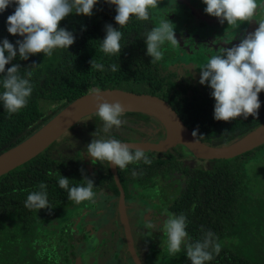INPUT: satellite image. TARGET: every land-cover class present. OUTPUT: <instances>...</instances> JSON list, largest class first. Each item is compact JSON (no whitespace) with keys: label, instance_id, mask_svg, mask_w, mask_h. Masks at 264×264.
<instances>
[{"label":"trees","instance_id":"16d2710c","mask_svg":"<svg viewBox=\"0 0 264 264\" xmlns=\"http://www.w3.org/2000/svg\"><path fill=\"white\" fill-rule=\"evenodd\" d=\"M16 7L13 3L0 13V41L7 39L14 45L23 37L9 35L6 21ZM149 11V20L141 21L132 17L125 26L119 28L114 19L115 6L105 0H98L90 17L73 13L60 22L59 26L72 32L75 38L68 49H55L51 57L41 53L31 55L28 60H20L17 56L6 65L5 74L13 64L20 65L18 74L21 76H25L28 71L32 72V93L27 105L16 113H8L0 102V155L31 137L75 100L96 90H120L162 99L192 134L196 132L195 137L208 147L229 146L264 123V91L259 93L261 106L256 117L241 116L228 122L217 121L214 119L215 100L212 98V90L206 84L188 81L185 78L186 72L178 74L174 71L176 68L171 66L173 59L166 47H162V60L151 62L145 45L146 36L154 27V11ZM106 25H111L122 33V50L119 55L105 54L101 49ZM91 60L102 63L104 70L91 68ZM33 64L37 67H31ZM112 64H117L119 70L111 71ZM2 75L4 74H0V93L4 90ZM126 117L156 122L152 117L135 112H123L121 119ZM79 123L81 124L71 130L79 128L95 131L97 136H110L103 131V122L97 115L87 117ZM114 129L115 127L112 130ZM159 130L158 137L162 139L165 133L163 134L160 124ZM58 140L34 159L0 177V255L16 253L11 247L13 243L16 244L12 233L26 236L22 232L39 224L42 211L50 214L45 217L47 223L50 221L49 217L55 216L57 211L59 214L74 206L76 202L68 198V191L59 187L60 175L70 180V187L81 184L85 176L94 180V191L102 186L98 184L95 172L77 175L80 171L78 155H62L60 148L56 149ZM181 148L178 147V150ZM261 151L264 152V145L231 160L210 161L212 168L209 170L183 168L180 171L183 156L177 149H173L165 154H156L155 160L149 157L151 163H142L137 171L132 165L126 172L136 182L133 188L146 187L156 175L163 176L173 165L177 174L187 176L181 194L189 197V203L182 196L176 202V210L180 212L192 209L210 213L223 205L226 206L223 208V215L228 212L232 216L237 212L241 218L247 211L251 212L257 218H251L253 220L248 223L244 222L247 217L239 219L241 223L238 225L240 233L237 235V242L233 243L231 237L234 233H230L229 227L220 234L214 233L221 244V251L206 264H264V228H259L260 224H264V171L261 172L264 168V155ZM100 167L101 174H106L108 178L101 181L108 182L110 190L118 194L108 165L100 163ZM250 176L256 177L260 182L256 193L249 189ZM124 181L128 184L123 185L124 190L128 192L130 179L124 178ZM41 183L47 185L45 191L50 209L37 211L26 208L27 196L33 191H39ZM204 235H193L195 239L189 241L195 243L202 240ZM20 244L22 245L18 247V251L24 245L23 242ZM169 259L173 264H190L184 251L173 257L169 253Z\"/></svg>","mask_w":264,"mask_h":264},{"label":"flooded vegetation","instance_id":"af4514ba","mask_svg":"<svg viewBox=\"0 0 264 264\" xmlns=\"http://www.w3.org/2000/svg\"><path fill=\"white\" fill-rule=\"evenodd\" d=\"M259 5L261 6L258 7L259 17L254 15L251 21L243 22L237 26L227 25L225 28L217 18L208 16L204 10L199 9L198 4H195V0H160L158 8L151 10L154 11V18L152 17L154 27L158 26L156 18L160 20L165 18L172 24L173 22H181L183 25L178 35L175 33V38L178 39L177 43L173 44L171 49L168 47L167 49L173 59L171 66L176 68L174 71L178 74L182 71L186 72L187 76L185 78L196 84L200 79L201 67L206 64L212 55L217 54L222 48L238 45L241 38L248 35L249 32L250 34L254 33L258 29L259 23L264 22V0ZM207 24L212 25L209 28L212 31L206 27ZM224 24H227V22L225 21ZM206 30L211 32L205 34ZM194 67L199 72L195 71ZM206 85L208 86V84ZM122 121L120 128H115L107 133L111 138L110 136L106 138L105 136L99 137L119 139L122 143L128 145H155L163 142L166 138V129L157 120L154 122L143 118L126 117ZM79 122L76 125L81 124ZM159 124L164 132L161 131L163 134L165 133L164 137L161 135L162 139L158 137ZM71 129L67 132L73 131ZM94 132L79 129L75 134L83 137L89 134L92 135ZM178 147L182 148L178 150ZM60 149H63L61 152L64 156L79 155L77 163L80 171L77 175L82 174L81 169H83V174H93L95 172L98 175V184L102 185L94 191L97 195L93 200L78 204V206L83 207L81 214H83L84 223L76 221L72 217V208L77 203L62 213L58 214L57 211L55 216L49 217L50 221L47 223H45V217L50 214L42 213V211L38 219L39 224H35L29 230L22 232V234L26 233V236L12 233L16 244L12 242L11 247L15 249L16 253L9 252L5 256L0 255V264H100V262H102L101 264H173V261L169 259L167 235L163 228L159 229L163 221L167 219V215L179 216L183 214L186 217L185 230L188 233V240L195 239L193 235L205 234L208 231L220 234L229 227L230 233H234V236L231 237L233 243L238 241L237 235L240 233L238 225L241 223L239 219L243 220L244 217H247L244 222L248 223V221L253 220L251 218H257L248 211L241 218L237 212L232 216L228 212L223 215V208L226 207L224 205L216 211L211 210L210 213L192 209L183 212L176 210V202L182 196H185L186 201L189 197L181 194L184 188L183 182L186 181L187 176L177 174L173 165L163 176L156 175L146 187L138 186L137 188H133L136 182L130 178V173L126 171L132 165L135 166L137 171L143 161L129 164L124 169L115 167L114 173L111 166L108 165L109 173L112 176L111 180L118 190V194H115L110 190L111 185L108 182L103 183L101 181L108 178L106 174H101L100 163L93 162L92 158L86 153L85 148H77L73 144L72 146H61ZM173 149H177L183 156L180 171H183V168L188 170L201 169L190 165L192 158H196L181 145H176L160 153L154 151L144 152L148 158L151 157L155 160L157 158L156 154H165ZM86 166L90 167V171H86ZM263 171L264 168L261 172ZM124 178L130 179L129 184L131 185L128 187L130 188L128 192H125L123 187V185H128ZM119 186L122 189V195ZM60 218L64 220L62 225L58 222ZM153 223H156L159 230L149 226ZM259 228L263 229L264 224H260ZM22 242L24 245L18 251V247L22 245L20 244ZM99 246L101 251L98 253L95 249ZM146 247H148V250H145ZM181 252H183V249ZM112 255L113 258L111 259ZM171 256L173 257V255ZM107 260H110V262Z\"/></svg>","mask_w":264,"mask_h":264},{"label":"clouds","instance_id":"9594fccd","mask_svg":"<svg viewBox=\"0 0 264 264\" xmlns=\"http://www.w3.org/2000/svg\"><path fill=\"white\" fill-rule=\"evenodd\" d=\"M98 0H0V13L11 4L17 7L7 18V32L12 36L23 37L15 45L7 39L0 41V74L3 92L0 93V102L8 113H16L23 109L32 93L30 78L32 72L25 76L19 75L20 65L13 64L7 69L5 66L19 57L28 60L31 55L43 54L51 57L55 49H68L74 43L72 32L61 28L60 22L70 14L90 17ZM114 5L115 23L125 26L132 17L147 21L150 19V9H157L160 0H105ZM206 5L204 11L208 16L215 17L221 24L225 21L228 26H237L251 21L258 7L257 0H202ZM105 37L101 49L105 54L119 55L121 52L122 33L111 25L105 26ZM170 42L176 44L174 25L163 18L158 26L147 34L145 45L146 54L155 63L163 58L162 46ZM91 68L104 70L102 63L90 61ZM31 67H37L33 64ZM110 70H119L117 64H112ZM207 82L215 100L214 119L228 122L243 116L256 117L260 108L259 93L264 91V22L259 23L258 29L240 39L238 45L222 48L212 55L200 69L199 83ZM96 115L103 122V131L110 133L120 128L123 121V106L119 102L109 103L103 99L102 93L96 90ZM85 149L93 162L106 163L119 169L129 164L143 161L151 163L145 152L133 150L128 144L119 139H97L96 133ZM196 132H193V136ZM83 174V169H81ZM78 186L70 187V180L62 177L58 180L59 187L68 191V198L77 204L91 201L97 195L94 192V180L86 176ZM47 185L41 183L39 191H33L27 196L25 207L29 209H50L48 204ZM161 228L167 235L168 252L175 256L182 249L190 264H206L214 255L221 251V244L214 233L208 231L200 241L191 243L186 232V217L167 215ZM157 229L156 223L149 225Z\"/></svg>","mask_w":264,"mask_h":264},{"label":"water","instance_id":"95a60500","mask_svg":"<svg viewBox=\"0 0 264 264\" xmlns=\"http://www.w3.org/2000/svg\"><path fill=\"white\" fill-rule=\"evenodd\" d=\"M250 34V32H249ZM109 103L119 102L124 112L148 115L160 122L166 129L163 142L129 145L133 150L165 152L176 145L185 147L196 159L231 160L264 145V123L233 144L214 148L200 142L186 128L178 115L163 100L150 95H137L120 90L100 91ZM95 92L78 98L55 115L46 125L14 148L0 155V177L34 159L49 148L59 137L85 117L96 114ZM114 173L115 167L110 165ZM117 181V178L115 179ZM122 195V189L119 186Z\"/></svg>","mask_w":264,"mask_h":264},{"label":"rangeland","instance_id":"374dc122","mask_svg":"<svg viewBox=\"0 0 264 264\" xmlns=\"http://www.w3.org/2000/svg\"><path fill=\"white\" fill-rule=\"evenodd\" d=\"M257 3L258 5L262 3V0H257ZM195 4L199 6V9L201 10H204L206 5H204L202 3V0H195ZM259 10L257 9L256 11V16H260L259 14ZM154 16V13L152 15V17ZM156 21H157V25L161 22L160 19L156 18ZM192 22V21H191ZM174 24V33H176V35H178V33L180 32L179 30L182 29L183 25L181 24V22H173ZM224 25V28L225 26H227L228 24H222ZM206 27L209 29L210 27H212V25H209L207 24ZM212 31V29H209ZM209 30H206V33L205 34H209ZM178 40V39H177ZM193 40H195L193 38ZM162 47H168V48H172L173 47V44L170 43V42H166ZM195 68V71L199 72L198 69L196 67ZM191 77L195 78L194 76L190 75ZM199 78H200V74H199ZM207 84V82H206ZM79 128H75L73 131H69L67 133H65V135L63 136L62 139L58 140V144L56 145V149H59L62 147H65V146H72L73 144L76 145L77 148H87V145L91 142V140L94 138L93 135L89 134V135H86V136H83V137H79L75 134V132L77 131L78 132ZM95 138L97 139H101V137L99 136H96ZM111 138V137H110ZM63 149H60V151H62ZM81 152V150H79ZM262 152V151H261ZM262 154L264 155V152H262ZM79 156V155H78ZM79 158V157H78ZM264 158V157H263ZM88 159V158H87ZM191 159V158H190ZM90 160V159H89ZM194 162V164H193ZM96 163V162H95ZM190 165L191 166H194V167H197V168H201V169H206V170H209L212 168V165L208 162V161H200V160H196L194 158H192V160L190 161ZM85 167V165H84ZM86 171H90V167L89 166H86ZM249 181H250V184H249V189L250 190H253L254 193L258 192V185L260 184V182L257 180L256 177L254 176H250L249 177ZM82 208L81 205L78 206L75 205L74 208H72V217L76 220V221H80L81 223H84V219H83V214H81V211H82ZM63 219L60 218L58 220V222L60 223V225H62L63 223ZM70 229V227H68ZM61 246L63 247V245L61 244ZM148 247H146L145 250H148L147 249ZM24 249V248H23ZM95 249V248H93ZM100 246L98 248L95 249L96 252H100ZM89 254V253H88ZM90 255L92 256L91 252H90ZM98 257V256H96ZM113 258V255L111 257V259ZM108 262H110V260H107ZM102 262H100L101 264ZM103 263H104V260H103Z\"/></svg>","mask_w":264,"mask_h":264}]
</instances>
